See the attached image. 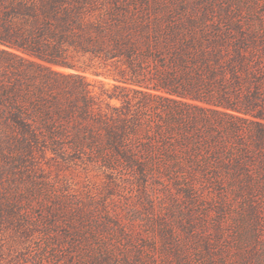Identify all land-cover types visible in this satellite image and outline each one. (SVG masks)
Segmentation results:
<instances>
[{
    "label": "trees",
    "instance_id": "16d2710c",
    "mask_svg": "<svg viewBox=\"0 0 264 264\" xmlns=\"http://www.w3.org/2000/svg\"><path fill=\"white\" fill-rule=\"evenodd\" d=\"M88 68L115 82L94 93ZM35 153L192 205L159 213L152 235L107 207L97 219L32 176L20 188L13 168ZM1 181L0 212L41 233L37 264H76L87 229L112 225L145 263L245 264L264 219V20L213 0H0ZM105 241L113 253L85 247L91 264L119 256Z\"/></svg>",
    "mask_w": 264,
    "mask_h": 264
},
{
    "label": "rangeland",
    "instance_id": "374dc122",
    "mask_svg": "<svg viewBox=\"0 0 264 264\" xmlns=\"http://www.w3.org/2000/svg\"><path fill=\"white\" fill-rule=\"evenodd\" d=\"M218 3H225L232 9H241L242 15L249 16L253 19L264 20V0H213ZM63 71H71L67 68H58ZM100 74L95 72L94 68H88L82 72L87 81L89 82L90 89L94 93H99L100 84L104 87H111L115 82L111 76L103 74L102 69ZM50 154H48L49 156ZM35 157L38 163L35 165L25 162L23 165L13 168L17 175L21 177L18 181L20 182V188L24 190L26 185L29 184V179L38 181H44V186L49 193L55 195L60 194L61 196H67L72 204L82 206L84 209H92L94 216L97 219L100 218L104 212L103 207L109 208L118 218L123 221L136 216V223L139 227L144 228L145 232L152 235L150 232L151 222L158 221L157 215L159 213L162 218L173 219L175 213H178L179 205L190 204L189 201L172 199L166 196L160 195L161 192L156 190L152 191V199H146L143 193V187L135 182L129 181L125 178H118L105 171L102 167L93 164H82L80 162H64L60 159L45 158L40 153H35ZM5 184L4 181L0 182V187ZM151 200V201H150ZM188 202V203H187ZM175 207V212L171 210ZM148 217H146L147 215ZM32 215V214H31ZM35 213H33L34 217ZM141 219V220H140ZM148 219V220H146ZM240 216L235 212L229 215L226 219L224 230L233 239L236 238L240 232L238 231L237 222ZM33 222L35 225H41L42 220L36 218ZM150 222V223H149ZM23 226L19 220H14L11 214L0 212V264H37L36 257L33 256L32 248L34 247V240L41 233L40 231H23ZM92 233L90 229L84 234L85 239L83 240L82 250L80 252V258L76 259V264H91L87 258L85 247H89L90 254H100L101 251L97 245L104 243H115L119 245L117 252L118 257H114L110 262H103L100 264H153L145 263L144 260L134 259L131 255H134V248H126V242L121 238L115 225L104 229L102 234L97 236H89ZM87 235V236H86ZM154 236L161 242V238L158 234L154 233ZM95 238V242L94 239ZM144 243L148 244L149 240H143ZM231 245V244H230ZM251 255L245 264H259L264 263V219L261 222L257 239L251 243ZM233 248H229L230 257L234 255L239 257V246L234 242L232 243ZM237 247V248H234ZM235 249V250H234ZM191 257H194V251L189 249ZM234 250V251H233ZM105 251L110 253L114 252V249ZM112 251V252H111ZM148 251V250H147ZM145 250V253L147 252ZM232 251V252H231ZM128 253L129 259H123ZM101 255V254H100ZM78 258V257H77ZM165 261V256L158 258L157 260ZM141 261V262H140ZM195 259L193 264H204L198 263ZM164 264V262H162ZM230 264H239L238 260L230 262Z\"/></svg>",
    "mask_w": 264,
    "mask_h": 264
}]
</instances>
